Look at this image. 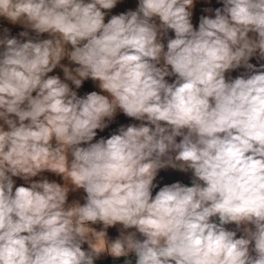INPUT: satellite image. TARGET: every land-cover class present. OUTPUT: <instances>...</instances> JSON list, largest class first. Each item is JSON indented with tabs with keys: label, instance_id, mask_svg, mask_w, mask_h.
<instances>
[{
	"label": "clouds",
	"instance_id": "1",
	"mask_svg": "<svg viewBox=\"0 0 264 264\" xmlns=\"http://www.w3.org/2000/svg\"><path fill=\"white\" fill-rule=\"evenodd\" d=\"M120 2L0 0V264H264V0Z\"/></svg>",
	"mask_w": 264,
	"mask_h": 264
},
{
	"label": "crops",
	"instance_id": "2",
	"mask_svg": "<svg viewBox=\"0 0 264 264\" xmlns=\"http://www.w3.org/2000/svg\"><path fill=\"white\" fill-rule=\"evenodd\" d=\"M137 3V0H121L120 3H118V5L112 9V13H119L120 11H124L127 10L128 8H135ZM220 3L218 2V0H196V4L195 7L193 9V24L194 26H198V20H199V16L201 14H210V13H204L203 9L205 7H219ZM6 23V22H5ZM9 27L12 28V34H16L19 30L20 27L19 26H13V25H9ZM171 34V33H170ZM252 63H257L256 58L253 57L251 60ZM55 72H60V74L62 75V72L60 69H56L54 70ZM244 71V69H237L234 70L231 74L233 76L240 74V72ZM94 89V85L92 83L91 80H87L84 82L83 86L81 89L78 90V92L80 94H83L86 91H91ZM98 90V89H97ZM131 122H135L132 120V118L126 117L123 113H118L117 117L115 119V121L109 126L108 129H105L104 132L99 133L98 135H105L107 136L108 134H110V132L112 130H114L119 124L124 123H131ZM45 175H47L49 177V179H57L58 181L60 180L59 177H56L54 174L51 173H45ZM163 177V179L161 180L160 178ZM157 180H160V185L162 186L163 183H171L174 182L176 180H179L183 183H187L190 184L191 183V172L188 173H184L181 172L179 170H174V169H162L157 177ZM17 183H23V181L19 180L17 178ZM158 190L155 189L154 192ZM82 192V190H81ZM81 192H76V193H70L69 194V200H72L73 198H79V196L81 195ZM119 226L116 227H110L108 229V234L109 237L111 238H115V236L118 235V231L117 228ZM229 227H234V225H230ZM86 246V245H85ZM125 258L124 257H120L117 260H113L112 257L107 256V255H103L101 259H98L96 261V264H123V260ZM134 260V257H133Z\"/></svg>",
	"mask_w": 264,
	"mask_h": 264
}]
</instances>
